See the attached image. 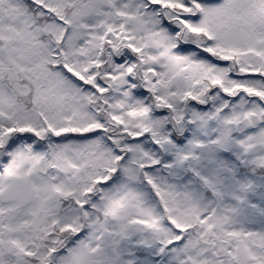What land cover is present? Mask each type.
<instances>
[{
  "label": "snow or ice",
  "instance_id": "6c2138e0",
  "mask_svg": "<svg viewBox=\"0 0 264 264\" xmlns=\"http://www.w3.org/2000/svg\"><path fill=\"white\" fill-rule=\"evenodd\" d=\"M0 264H264V0H0Z\"/></svg>",
  "mask_w": 264,
  "mask_h": 264
}]
</instances>
